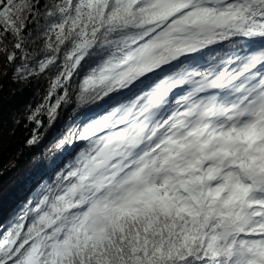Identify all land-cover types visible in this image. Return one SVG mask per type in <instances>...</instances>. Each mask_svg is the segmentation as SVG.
<instances>
[{"label":"snow or ice","instance_id":"1","mask_svg":"<svg viewBox=\"0 0 264 264\" xmlns=\"http://www.w3.org/2000/svg\"><path fill=\"white\" fill-rule=\"evenodd\" d=\"M54 125L0 264H264V0H0V133Z\"/></svg>","mask_w":264,"mask_h":264},{"label":"trees","instance_id":"2","mask_svg":"<svg viewBox=\"0 0 264 264\" xmlns=\"http://www.w3.org/2000/svg\"><path fill=\"white\" fill-rule=\"evenodd\" d=\"M219 59L220 57L212 52L199 62V66L213 67ZM193 66L196 65H190ZM20 88H23V85L18 86L17 91ZM57 127L58 125H54L53 129L45 134L41 144L34 149L24 147L22 134L12 135L11 126L0 133V211L7 209L13 201L18 203L17 197L35 175L38 167L45 162L46 156L51 153Z\"/></svg>","mask_w":264,"mask_h":264}]
</instances>
